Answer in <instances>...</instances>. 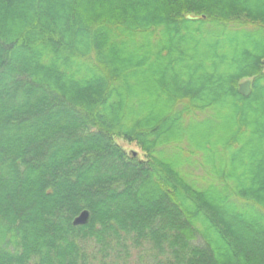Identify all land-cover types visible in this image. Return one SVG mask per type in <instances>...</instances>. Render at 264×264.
<instances>
[{
    "label": "trees",
    "instance_id": "16d2710c",
    "mask_svg": "<svg viewBox=\"0 0 264 264\" xmlns=\"http://www.w3.org/2000/svg\"><path fill=\"white\" fill-rule=\"evenodd\" d=\"M128 244L264 264V0H0V264Z\"/></svg>",
    "mask_w": 264,
    "mask_h": 264
},
{
    "label": "rangeland",
    "instance_id": "374dc122",
    "mask_svg": "<svg viewBox=\"0 0 264 264\" xmlns=\"http://www.w3.org/2000/svg\"><path fill=\"white\" fill-rule=\"evenodd\" d=\"M117 142L128 153H135L140 158L144 157L143 152L135 143H127L123 140H118ZM147 252H149V250L146 249V245L134 248L133 245L128 244L127 252L124 250L122 254L112 251L104 258L96 254V264H168L164 258L160 257L154 259L152 254Z\"/></svg>",
    "mask_w": 264,
    "mask_h": 264
},
{
    "label": "water",
    "instance_id": "95a60500",
    "mask_svg": "<svg viewBox=\"0 0 264 264\" xmlns=\"http://www.w3.org/2000/svg\"><path fill=\"white\" fill-rule=\"evenodd\" d=\"M239 92L244 96V97H249L252 92L251 88V81H245L240 84L239 86ZM90 221V213L88 211H83L81 212L73 221V225L76 227L79 226H84L88 224Z\"/></svg>",
    "mask_w": 264,
    "mask_h": 264
}]
</instances>
